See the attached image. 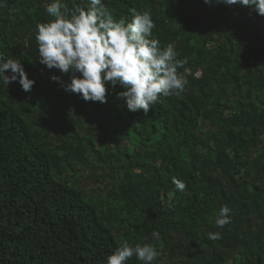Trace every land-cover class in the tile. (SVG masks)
I'll return each mask as SVG.
<instances>
[{
  "label": "trees",
  "instance_id": "trees-1",
  "mask_svg": "<svg viewBox=\"0 0 264 264\" xmlns=\"http://www.w3.org/2000/svg\"><path fill=\"white\" fill-rule=\"evenodd\" d=\"M40 1L91 3L0 0V54L35 81L25 92L0 78V264H107L125 240L152 244L153 264H264V16L204 0H102L116 22L149 12L153 38L187 61L185 90L145 114L127 109L119 84L106 83L107 103L65 90L73 73L39 62L38 25L53 19ZM85 171L96 190L80 183Z\"/></svg>",
  "mask_w": 264,
  "mask_h": 264
},
{
  "label": "clouds",
  "instance_id": "clouds-1",
  "mask_svg": "<svg viewBox=\"0 0 264 264\" xmlns=\"http://www.w3.org/2000/svg\"><path fill=\"white\" fill-rule=\"evenodd\" d=\"M206 4L226 6L241 5L253 7L264 16V0H204ZM62 8L64 9L62 11ZM47 14L53 19L38 25L39 62L48 69H57L73 77L65 90L82 96L85 101L107 103L108 89L119 84L126 89L119 98L126 99L127 109L136 113L143 110L147 114L161 96L179 95L185 90L187 80L178 72L187 63L177 59L173 44L162 48L158 39L153 38L155 24L149 12L132 9L133 20L116 22L102 0H91L85 7H74L70 12L59 2L46 5ZM0 54V78L5 85L19 81L25 92H30L35 81L30 80L23 65ZM11 70L12 75H6ZM188 72L187 69H185ZM77 73L81 75H76ZM62 82L58 76L51 78ZM178 191H186L187 186L173 177ZM169 201L174 193L168 194ZM230 208L223 206L217 215L216 226L230 223ZM152 236L159 239V233ZM215 241L221 233H209ZM158 251L152 244L134 247L127 240L120 243L117 250L107 259V264H126L136 256L143 264H153Z\"/></svg>",
  "mask_w": 264,
  "mask_h": 264
},
{
  "label": "rangeland",
  "instance_id": "rangeland-1",
  "mask_svg": "<svg viewBox=\"0 0 264 264\" xmlns=\"http://www.w3.org/2000/svg\"><path fill=\"white\" fill-rule=\"evenodd\" d=\"M56 2H58V1H56ZM55 2V3H56ZM46 5H48V3L47 2H43V1H40V5L39 6H37L38 8H40V9H43V10H45L46 11ZM47 12V11H46ZM209 126V128H212V126L211 125H208ZM101 160V159H100ZM101 161H104V159H102ZM91 162L92 163H95V164H97L98 163V161L95 159H92L91 160ZM103 169H98L97 171H96V174H97V176H99V175H101V174H103ZM84 173V176H80L79 177V180H82L80 183L83 185V186H90V187H87V189L88 190H90V191H93L94 189L96 190V188H98V186H99V184H96V186H95V184H94V182H95V175L94 174H89V172L88 171H85V172H83ZM81 175H83V174H81ZM96 187V188H95ZM102 187L103 188H110V186L109 185H102ZM102 188V189H103Z\"/></svg>",
  "mask_w": 264,
  "mask_h": 264
}]
</instances>
